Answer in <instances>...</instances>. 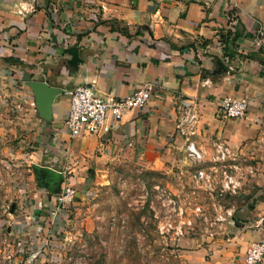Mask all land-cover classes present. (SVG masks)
Wrapping results in <instances>:
<instances>
[{"label":"crops","instance_id":"obj_1","mask_svg":"<svg viewBox=\"0 0 264 264\" xmlns=\"http://www.w3.org/2000/svg\"><path fill=\"white\" fill-rule=\"evenodd\" d=\"M219 29L236 38L233 58L222 54ZM228 64L235 66L229 84ZM30 82L63 91L52 98L47 116L36 108ZM0 86V97L29 106L23 127L29 124L40 144L29 157L43 159L32 165L61 172L57 168L135 162L165 173L164 189L176 190L178 178L181 186L189 178L175 123L180 108L190 105L198 115L194 145L226 143L239 168L251 171L253 184H264V164L252 162L264 154V0H0ZM76 86L119 98L147 86L150 98L125 112L108 136L70 137L62 125L64 92ZM227 95L247 99L241 118L220 117ZM193 171L190 206L200 201L208 211L217 202L192 190ZM262 215L264 191L254 204L232 207L221 223L212 217L195 222L190 215V230L198 233L178 244L187 248L180 251L184 264H242L245 250L261 237L253 225Z\"/></svg>","mask_w":264,"mask_h":264},{"label":"rangeland","instance_id":"obj_2","mask_svg":"<svg viewBox=\"0 0 264 264\" xmlns=\"http://www.w3.org/2000/svg\"><path fill=\"white\" fill-rule=\"evenodd\" d=\"M23 104L18 107L10 98L0 97V264H184L180 251L187 248L178 244L198 229L184 225L177 238L170 231L160 232L156 225L164 223L161 202L166 195L190 207L187 163L182 166L188 183L181 186L178 178L172 191L164 189L165 173L141 169L132 161L129 167L106 168L102 163L81 170L57 168L60 182L40 187L39 180L47 175L32 167L35 162L43 164V159L29 157L40 144L27 129L29 124L23 127L29 108ZM252 162L264 164V154ZM238 174L241 185L236 195L223 199L217 191L213 193L223 208L250 206L261 199L264 184L254 185L249 170L240 169ZM65 187L74 191V197L60 206L57 198ZM207 216L213 219L211 209ZM174 219L175 224L178 218ZM182 220L190 221V216Z\"/></svg>","mask_w":264,"mask_h":264},{"label":"built area","instance_id":"obj_3","mask_svg":"<svg viewBox=\"0 0 264 264\" xmlns=\"http://www.w3.org/2000/svg\"><path fill=\"white\" fill-rule=\"evenodd\" d=\"M260 40L253 42V48L258 49ZM235 66L227 65L226 83L232 80ZM68 99L67 112L62 120L63 128L70 137L93 135L97 137L108 136L114 130L125 112L143 107L150 98V88L145 86L132 91L125 97L110 95L100 96L90 86H76L64 92ZM248 107V101L243 96H224L218 106L219 115L223 119L231 120L241 118ZM198 115L192 106L180 108L175 130L180 139L184 141L183 152L188 167H192V190L206 192L210 199H215L213 193L218 192L219 197L236 195L240 189L241 177L238 159L235 152L224 142L213 141L208 149L198 148L190 140L196 135ZM164 196V195H162ZM74 197V191L65 187L57 198L60 206L67 205ZM162 200V199H161ZM165 214L164 223L158 222L156 228L162 232L170 231L172 236H182V227L191 226V220H182L185 215L197 217L207 221L208 211L200 204L190 207L180 206L174 197L166 195L161 202ZM213 223H221L232 216V210L213 204ZM159 217V216H157ZM166 218H173L168 220ZM176 222L174 224L175 219ZM162 222V221H161ZM254 228L261 233L260 239L251 243L245 250L242 264H258L264 255V215L254 222Z\"/></svg>","mask_w":264,"mask_h":264},{"label":"water","instance_id":"obj_4","mask_svg":"<svg viewBox=\"0 0 264 264\" xmlns=\"http://www.w3.org/2000/svg\"><path fill=\"white\" fill-rule=\"evenodd\" d=\"M30 90L33 93V101L41 114L48 115L49 113V104L52 101V98L56 94H62L63 91L57 88L48 86L44 82H30L28 84ZM36 173L43 171L47 175V179L39 180L38 185L44 187L45 184L52 185L54 183L60 182V174L54 172L48 168H41L39 166H32Z\"/></svg>","mask_w":264,"mask_h":264},{"label":"trees","instance_id":"obj_5","mask_svg":"<svg viewBox=\"0 0 264 264\" xmlns=\"http://www.w3.org/2000/svg\"><path fill=\"white\" fill-rule=\"evenodd\" d=\"M124 34L125 32L122 31ZM216 35L218 37L219 45L222 49L223 56L227 57L228 59L233 58L235 56V52L233 51L234 43L236 41V38L232 36V33L230 30L225 29H219L216 32ZM240 58H246L244 56H239Z\"/></svg>","mask_w":264,"mask_h":264}]
</instances>
